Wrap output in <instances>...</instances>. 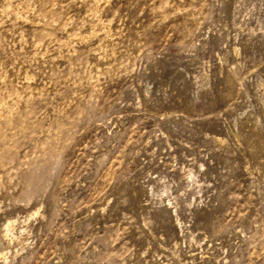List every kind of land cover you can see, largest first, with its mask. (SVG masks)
<instances>
[{
  "label": "rangeland",
  "instance_id": "374dc122",
  "mask_svg": "<svg viewBox=\"0 0 264 264\" xmlns=\"http://www.w3.org/2000/svg\"><path fill=\"white\" fill-rule=\"evenodd\" d=\"M5 222L0 264H264V0H0Z\"/></svg>",
  "mask_w": 264,
  "mask_h": 264
},
{
  "label": "bare ground",
  "instance_id": "6f19581e",
  "mask_svg": "<svg viewBox=\"0 0 264 264\" xmlns=\"http://www.w3.org/2000/svg\"><path fill=\"white\" fill-rule=\"evenodd\" d=\"M218 140L222 141L223 139L219 138ZM161 180H162V178H161ZM170 190H171V188L167 187L165 189L164 194H166V195L169 194ZM153 193H155V195H156V192L153 191ZM3 227H4L3 229L0 228V241H3V240L6 241L7 240L8 244L10 242L13 245H20L25 240V238L22 235L16 234V231H14V227H13L11 222H5L3 224ZM6 244H7V242H6ZM7 248H8V246H3L0 242V259H3V258L8 259L9 258V255L7 253Z\"/></svg>",
  "mask_w": 264,
  "mask_h": 264
}]
</instances>
